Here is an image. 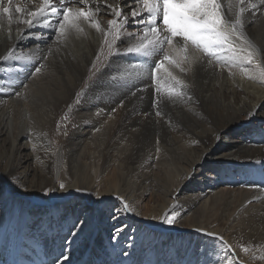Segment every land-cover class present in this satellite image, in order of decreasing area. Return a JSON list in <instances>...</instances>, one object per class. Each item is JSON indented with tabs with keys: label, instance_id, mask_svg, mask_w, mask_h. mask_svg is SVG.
<instances>
[{
	"label": "bare ground",
	"instance_id": "1",
	"mask_svg": "<svg viewBox=\"0 0 264 264\" xmlns=\"http://www.w3.org/2000/svg\"><path fill=\"white\" fill-rule=\"evenodd\" d=\"M216 3L236 33L185 46L159 31L162 4L153 34L131 17L116 31L108 5L135 0H4L0 264H264V3ZM64 8L90 17L60 28Z\"/></svg>",
	"mask_w": 264,
	"mask_h": 264
},
{
	"label": "snow or ice",
	"instance_id": "2",
	"mask_svg": "<svg viewBox=\"0 0 264 264\" xmlns=\"http://www.w3.org/2000/svg\"><path fill=\"white\" fill-rule=\"evenodd\" d=\"M51 0H43L44 5H48ZM61 6L64 5L65 0H58ZM81 3L86 2V0H80ZM13 0H7V5H11ZM261 3H264V0H261ZM101 4H103V0H101ZM143 5V8L140 5ZM162 4V15L161 19L163 25L165 26L164 29H159L162 33L166 31L171 35V37H182L185 41V46L187 45L188 41H191L193 44L196 43H205V44H216L222 42V38H227V35H231L236 33V25H241V21L239 18L236 19L235 23L231 26L230 31L227 33L221 29V21L219 14L217 12L218 5L216 0H135V4L130 9V13H125L123 9H118L116 7H112L108 5L110 12L117 18H122L123 23L119 25V28H116V31L119 32L120 28H123L127 25L129 21V17L133 21H135L139 25H147L146 31H150L155 34L158 31L157 25V16L154 13L159 14L160 8L159 6ZM0 11L4 13H10V7L4 6V0H0ZM24 11L20 7H16V13H21ZM40 13H43L45 9L41 7L37 10ZM96 12H100L101 8L96 7ZM147 13V20H145L144 13ZM51 13L53 15L57 14L56 7L51 8ZM29 16L36 17L37 12H29ZM84 17L89 18L90 13L86 12L84 8H80L73 13L72 8H64L63 11V19L61 21H57L60 28L64 27V24L69 21L70 17ZM26 24L31 25L33 23L32 20L25 21ZM108 25L115 26L117 25V20L110 19L108 20ZM45 27H53L45 21ZM99 28V26H96ZM242 35V33H241ZM39 38V37H38ZM118 37H114L112 44L116 42ZM165 41L168 44L172 43V39L169 36L164 37ZM112 44H109V47H112ZM153 41L148 39L147 36H144L141 42L135 47H129L127 49L128 53H142L144 50L149 49V45H152ZM245 59H248L246 57ZM164 60H170V57L167 53H164ZM162 65L158 63L156 65L157 68L161 67ZM41 69L37 67L35 69L36 73H39ZM171 75V73H169ZM175 79V77H173ZM179 84L180 81H177ZM170 91L175 92L177 96H180L179 92L176 90L170 89ZM156 116H160L161 113L157 111L155 113ZM98 130V129H97ZM190 179V177H189ZM66 184L63 182L59 183V189H65ZM51 191V190H49ZM47 194V193H46ZM117 199L122 201V210L125 212L131 211V206L127 202H124V199L120 196H117ZM179 215L178 212L173 211L170 216H165L163 222L169 225L175 223L177 216ZM114 218H118L115 217ZM199 231V229H197ZM122 231V228H117L114 232L113 239H116L119 233ZM208 235H212V233H207ZM73 236L76 235V232L72 233ZM222 239V237H218ZM226 243V242H225ZM128 253H125L127 255ZM70 254L69 252H65L62 256V259H58L56 264H66L69 260Z\"/></svg>",
	"mask_w": 264,
	"mask_h": 264
},
{
	"label": "rangeland",
	"instance_id": "3",
	"mask_svg": "<svg viewBox=\"0 0 264 264\" xmlns=\"http://www.w3.org/2000/svg\"><path fill=\"white\" fill-rule=\"evenodd\" d=\"M54 35H56V31H53V33L50 35V36H54ZM153 65L156 67V65H155V63H153ZM206 171H207V168L205 169ZM100 234V232H97V234H96V237L98 236ZM62 240L61 239H59V243L61 242ZM49 244V248H52V245H51V243H48ZM57 256L55 255V254H51V253H48V255H47V258H46V262H47V264L49 263H52V264H56V261L58 260V259H61V256L59 257V258H56ZM89 258V257H88ZM109 263H113V260L110 258V259H108L107 260Z\"/></svg>",
	"mask_w": 264,
	"mask_h": 264
}]
</instances>
